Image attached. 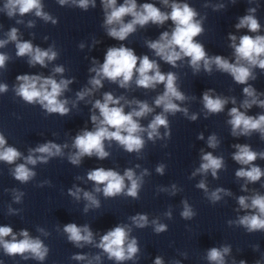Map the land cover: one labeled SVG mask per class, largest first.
<instances>
[{"label": "water", "instance_id": "95a60500", "mask_svg": "<svg viewBox=\"0 0 264 264\" xmlns=\"http://www.w3.org/2000/svg\"><path fill=\"white\" fill-rule=\"evenodd\" d=\"M123 2L124 0H117L118 5ZM173 2L188 3L197 11L196 19L202 21L204 32L195 40L204 46L208 56L221 55L234 62L230 33L237 37V43L239 37L245 34L264 35V11L253 0H169V4ZM4 3L5 0H0V9ZM41 3L43 10L57 20L56 24L46 22L34 13L23 17L17 15L10 19L0 11V40L7 39L6 33L16 27L21 41H30L34 46L45 50L53 47L58 53L55 60L46 61L47 67L38 64L31 67L27 56L17 57L14 42L0 48V53L9 57L6 67L0 69V83L8 85V91L0 93V132L5 135L9 146L22 153L16 164L24 162L23 157L29 154V149L48 141L60 145L66 143L68 147L63 149V157L51 158L47 164L28 165L36 176L27 183L17 181L10 174L15 165L0 161V226H10L17 235L22 229H26L31 237H38L50 249L47 259L40 262L31 258L21 259L20 256L9 257L0 247V261L3 264H87V260L71 259L74 254H83L89 258L100 255L101 259L93 260V264H117L94 245L77 248L70 243L63 227L68 223H76L78 226L89 225L97 243L103 234L117 225L131 227L130 238H137L140 249L138 258L120 264H154L157 256L162 257L164 264H175L176 261L179 264H209L206 259L207 251L212 247L220 248L225 245L231 246V253L225 258L226 264H233L234 260L238 264L241 259L247 261V264H254L257 260L264 264V231L248 233L242 226L228 224V221H236L239 216L251 214L252 210L239 208V196L251 197L256 193L264 195V177L256 183H247L245 179L237 178L235 173L241 165L232 159V154L236 151L233 147L235 144H248L254 151H264V140H261L259 133L234 137L231 135V126L227 123L230 119L229 109L233 106L240 108L245 99L243 87L246 85L236 83L229 74L218 71L214 65L210 74L202 66L200 72L194 74L188 58L178 61V67L173 68L156 57L147 47L146 41L158 39L163 31H171L174 25L170 20L162 26L152 23L145 27L137 26L136 31L121 42L107 35L101 0H95L96 6H89L87 11L71 4L61 6L58 0H41ZM143 3H153L163 12L171 10L162 0H137L138 5ZM219 5L223 7L220 8ZM249 8H256L254 15L261 25L257 33L249 32L247 28L237 30L235 27L239 18L249 14ZM124 19L128 22L131 17ZM17 20H22L23 23L18 24ZM29 21H33L34 26L28 27ZM121 43L133 49L137 56L147 55L156 60L162 72H175L179 90L188 97L177 103L187 108L189 115L196 114L197 119L189 120L180 112L174 116L168 114L172 133L170 139H157L153 143L144 133L142 135L146 143L139 154L124 151L115 141H105V150L110 153L108 158L98 160L95 156H85L79 166L72 165L67 157L69 153L76 151L72 147L74 137L85 128L93 130L90 117L93 113H99L92 108V104L96 99L102 100L105 92H111L116 97L123 96L129 101H147L154 108V112L139 120L144 127H147L154 115L162 111L155 107L154 100L163 93L164 86L161 84L155 89L147 90L139 88L136 86L135 77L127 88H121L118 82L105 79L102 88L84 100H77V92L91 87L88 81L95 73L89 69L103 63L109 47H119ZM80 44L84 47L80 48ZM93 60L97 61L95 65ZM56 66H63L65 71L62 74L54 73ZM253 73L256 79L249 80L248 83L257 93H264V70L254 68ZM20 74L52 76L57 81L72 80L60 97L68 100L69 113L64 116L45 115L38 104H27L15 96L13 86L17 84L16 76ZM208 89H214V95L234 97L236 104L233 105L229 100L224 111L207 115L202 94ZM259 98L264 99V95ZM121 104H124L123 100ZM133 107L136 106L124 105V110L127 113ZM240 110L251 116L264 114V109L257 106ZM164 131V128L160 129L161 135ZM200 133L204 135L203 140L197 139ZM213 134L219 141L214 149L207 145L208 137ZM201 150L223 157L224 167L218 170V178H213L211 172L192 176L202 162ZM254 163L264 171V159L258 158ZM160 164L165 165L163 175L156 172V167ZM98 167L113 169L121 175L128 168L133 169L137 175L147 169L148 175L143 177L139 199L124 195L105 198L102 191L94 192L100 201V207H90L85 212L87 201L82 197L79 201L75 200L68 194V190L76 186L93 192L96 185L87 180V173ZM201 180L205 181L209 192L224 188L231 195L222 194L221 200L213 204L207 199L204 190L196 187ZM173 184L178 189L174 195L171 194ZM245 185L247 191L242 190ZM13 190L24 193L19 203L14 202ZM184 200L196 212L190 220H185L180 215ZM9 208L17 212L10 214ZM168 211H171V219L165 216ZM137 213L147 214L150 222L158 219L160 223L168 226V230L156 234L151 223L145 228H136L129 218ZM38 229H43L44 232ZM18 238L22 237L18 235ZM256 245L258 250H254Z\"/></svg>", "mask_w": 264, "mask_h": 264}, {"label": "clouds", "instance_id": "9594fccd", "mask_svg": "<svg viewBox=\"0 0 264 264\" xmlns=\"http://www.w3.org/2000/svg\"><path fill=\"white\" fill-rule=\"evenodd\" d=\"M235 2V0H233ZM61 6L71 4L84 11H87L89 6L95 7V0H58ZM104 10V26L107 35L117 41H125L130 34L136 31L137 26L145 27L149 23L157 26H162L167 21H171L174 27L171 31H163L156 40L146 41L147 47L152 50L156 57L173 68L178 67V61L188 58L189 66L193 73L197 74L201 70L211 73L213 65L218 71L229 74L233 80L243 87L245 99L242 101L240 108L245 110L251 109L253 106L264 109V99L259 97L264 93H257L256 89L248 83L249 80L256 79L253 69L259 68L264 70V35H242L237 37L229 34L231 41L230 47L234 50V62L221 55L208 56L204 46L196 42L195 38L204 32L202 21L197 20V11L188 3L173 2L169 4V0H162L165 6L170 7V12H163L153 3H143L138 5L137 0H124L122 4H117V0H101ZM218 7L222 8L223 5ZM3 11L8 18H14L17 15L20 17L29 13H34L36 17L44 21L57 23L49 13L43 10L41 0H5ZM256 8H249L247 15L239 18V23L235 25L236 29L247 28L249 32L257 33L260 31L261 25L254 15ZM130 16L131 19L125 22V17ZM16 23H23L22 20H17ZM34 26L33 21L28 22V27ZM7 39L0 40V48L4 47L9 42H14L16 47L17 57L27 56L28 64L35 67L37 64L41 67H47V62L55 60L58 56L53 47L41 49L34 46L30 41H21L18 38V29L12 27L6 33ZM47 39V37L45 38ZM80 48L84 45L80 44ZM9 57L0 53V69L6 67V61ZM94 65L97 61L93 60ZM65 71L63 66H56L53 69L54 73L62 74ZM95 73L88 83L91 87H86L77 92V100H84L85 97L91 96L95 91L103 87V80L107 79L110 82H118L119 87L127 88L130 82L135 77L136 86L143 89H155L157 85H163L164 91L154 100V105L161 108L159 114L154 115L147 127L140 124L139 120L154 112L147 101L133 99L125 100L123 96L116 97L111 92H105L102 100L96 99L92 104V108L98 110L99 115L93 113L90 117L93 124V130L83 129L78 133L73 140L72 147L75 152L69 153L67 159L72 165L79 166L82 158L87 156L91 158L95 156L98 160H104L109 157L110 153L105 150V141L109 143L115 141L124 151L128 153H140L145 147L144 133L147 134V139L155 141L157 139L171 138V128L168 119V114L175 115L182 113L189 120L195 121L196 114L189 115L188 109L181 107L177 103L183 102L188 97L179 90L177 85L178 76L175 72L164 73L160 70V65L156 60L150 59L149 56H137L133 49L126 47L123 43L119 47H109L104 56L102 64L98 67L94 66L89 69ZM17 84L13 86L15 96L20 97L25 103L30 105L38 104L45 115L59 114L67 115L70 109L67 107L68 100L60 99L63 93L68 89L72 80L60 79L57 81L52 76H43L38 74H20L16 76ZM8 85L0 83V93H6ZM124 104H121V101ZM236 104L234 97H221L214 95V89H208L202 94L203 107L207 115L218 114L224 111L225 106L229 103ZM124 105H135L131 111L125 112ZM75 102H73V107ZM235 106L228 111L230 119L227 123L231 126V135L251 136L253 132L260 135L261 140H264V114L251 116L246 114V111H241ZM206 115V118H207ZM165 131L161 135L160 129ZM197 139L203 140L204 135L200 133ZM218 139L215 134L210 135L207 140L209 148L218 146ZM167 145H164L166 147ZM68 145L54 143L52 141L40 144L35 148L29 149V154L23 157L24 162L16 164V161L21 159L22 153L15 147L9 146L3 132H0V161L15 165L10 170V174L19 182L27 183L32 180L36 173L28 165L35 166L38 163L47 164L51 158L63 157L64 148ZM233 147L236 151L232 154V159L241 167L236 171L237 178H243L247 183H256L264 177V171L254 162L259 159H264V151H254L248 144H235ZM201 164L192 173V176L197 174H207L211 172L213 178H218V170L224 167L223 157H217L212 152H204L201 150ZM139 167V165H137ZM165 165L160 164L156 167V172L163 175ZM148 175L147 169L137 175L131 168L125 169L123 175L113 169H105L103 167L95 168L87 173V180L93 182L96 187L93 192L84 191L83 189L73 186V189L68 190V194L75 200L79 201L81 197L87 201L84 211L87 212L90 207L99 208L100 201L94 195L102 191L105 198H115L120 195L139 199V192L144 183L143 177ZM127 181V184H126ZM44 183H49L44 181ZM41 187L43 184L40 185ZM102 186V187H101ZM197 188L204 190L207 199L215 204L220 201L223 195H231L224 188H216L209 192L204 180H201ZM175 184L171 186V194L177 191ZM243 191H247V187L242 186ZM168 191V189H161ZM24 193L13 190L14 202L19 203ZM250 201V202H249ZM239 208L241 210H252L251 214L239 216L236 221H228L229 225L236 224L242 226L248 233L264 231V195L256 193L249 196H239L237 198ZM183 210L180 215L185 220L192 219L196 212L189 205L187 200L182 201ZM17 210L9 208L10 214H15ZM171 219V211L165 213ZM136 228H145L151 223L153 231L156 234L166 232L168 226L160 223L158 219H153L151 222L147 214L137 213L129 218ZM38 231L44 232L43 229ZM132 229L128 225H117L111 230H108L100 237L99 242H95L94 234L89 225L78 226L76 223H68L64 225L63 232L67 236V240L77 248H82L84 245H94L107 254L109 260H114L117 264L124 261H135L138 258L140 251L137 238L131 237ZM48 235V233H44ZM22 237V238H18ZM13 232L10 226H0V247H2L5 255L9 257L20 256L21 259H34L43 262L47 259L50 249L44 242L29 235L26 229H22L19 234ZM10 237V239H6ZM254 250H258V245L254 246ZM231 253V246L225 245L220 248L212 247L207 251L206 259L209 264H226V256ZM71 259L76 261H85L87 264H93V260L99 261L100 255L89 258L83 254H74ZM3 264V261H0ZM154 264H164L162 257L157 256ZM175 264H179L176 261ZM236 264V261H233ZM238 264H247V261L241 259ZM254 264H261L260 260Z\"/></svg>", "mask_w": 264, "mask_h": 264}]
</instances>
